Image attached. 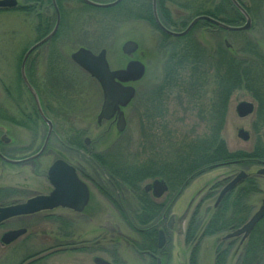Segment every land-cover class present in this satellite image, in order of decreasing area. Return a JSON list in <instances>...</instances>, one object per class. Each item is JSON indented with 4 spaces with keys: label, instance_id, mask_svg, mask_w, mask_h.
I'll list each match as a JSON object with an SVG mask.
<instances>
[{
    "label": "rangeland",
    "instance_id": "1",
    "mask_svg": "<svg viewBox=\"0 0 264 264\" xmlns=\"http://www.w3.org/2000/svg\"><path fill=\"white\" fill-rule=\"evenodd\" d=\"M144 1L152 10V0H125L119 6L110 8L90 6L81 0H63L65 11L59 34L33 52L30 58L33 64L31 79L53 120L56 134L59 133L61 139L66 141L72 135L77 136L80 143H83L86 136L89 137L91 142L87 148L94 152L95 163L91 159L88 162L94 165L87 163L81 154L76 156L68 154L66 150H58L57 136V139L52 138L43 155L34 161L17 165L0 158V205L23 201L31 195L46 192L50 187L47 168L58 156H67L81 167L85 168L88 164L87 167L93 172L94 179L89 181L92 188L91 210L88 215H79L54 209L5 220L0 224V264H28L34 258L42 256L43 259L34 264H96L95 257L103 258L111 264H155L154 259L139 252L136 242H142L143 238L128 223V220L132 223L138 221L139 196L143 193L134 191L118 176L113 181L108 172L111 171L110 166H102V171L96 159V154L99 158L101 155L112 157L109 160L127 166L143 161L152 154L150 149L146 151L144 148V136L151 126L144 115V104L162 82L169 51L162 49V30L147 20L136 18V14H141ZM220 3L221 0H167L166 4L173 17L191 20L198 11L220 6ZM261 10L246 33L198 27L189 38L209 46L227 42L238 47L248 35L264 51V4ZM45 14L53 17L55 22L52 6ZM37 23L38 19L34 14L15 8L0 13V127L6 128L9 133L11 131L14 148L13 151L11 148L5 150L16 158L37 151L48 128L36 114L34 100L21 79L25 50L39 40ZM244 23L245 19L240 25ZM176 38L177 36H171L168 41L177 42ZM129 39L136 40L139 47L136 52L127 56L122 51V45ZM80 46L89 47L95 52L106 48L112 69L125 67L131 59H139L145 63L146 74L141 80L132 83L136 88V95L124 109L127 121L125 130L119 132L114 121H97L103 93L96 79L71 59L72 52ZM167 96V93L166 97L163 95V101H167V110L163 108V114L155 118V124L161 123V129L164 125L170 131H175L173 135L179 138L178 141L185 134H200L204 131L206 119L200 116L199 111L201 106H207L208 109L212 97L210 91L205 92L199 103L188 101L187 97L180 101L175 90L169 98ZM243 100L254 103L253 113L246 117H240L236 111V105ZM259 101L254 93L245 90L238 91L231 98L223 130V137L230 150H251L258 137L264 141V108L263 125L259 130L255 129V123H259ZM7 115L25 121L26 125L16 126L5 119ZM159 117H163V120ZM152 127L155 128V125ZM240 128L249 132L248 140L238 136ZM261 167L264 164L255 161L217 166L195 175L180 191H175L174 196L172 195L174 204L168 210V215H176V227L174 231L167 229L165 243L161 248L163 253H160L163 264H191V260L197 264H216L218 247L222 245L223 248L230 241H234V250L229 256L228 264H237L245 240L241 236L229 239H224V236L243 225L261 205L264 198V175L257 173ZM241 170L246 171L248 177L231 191L236 192L239 187L246 185L249 178L251 181L254 179V184L250 192L242 191L234 207L229 208L230 212H235L243 221L235 228L206 234L205 225L215 212V201L220 190ZM152 179L141 182L142 191L143 186ZM105 190H110V195ZM170 198L172 197L168 191L159 201L168 205ZM119 202L125 206L126 216L120 211ZM195 212V222L191 227L193 239L188 241L186 231ZM262 220L259 228L264 236ZM166 221L167 219H160L145 225H133L146 228L156 224L155 229L158 230L166 228ZM20 227H26L27 232L10 243L2 241L1 237L6 231ZM88 245L90 248H85ZM156 247L155 244L152 250L157 253ZM34 252L39 254L30 258L29 255Z\"/></svg>",
    "mask_w": 264,
    "mask_h": 264
},
{
    "label": "trees",
    "instance_id": "2",
    "mask_svg": "<svg viewBox=\"0 0 264 264\" xmlns=\"http://www.w3.org/2000/svg\"><path fill=\"white\" fill-rule=\"evenodd\" d=\"M18 1L19 6L15 10L34 14L38 19L36 29L39 32V39L47 35L54 25V18L48 17L45 14V11L52 6L51 0ZM95 1L108 2L112 0ZM124 1L122 0L119 4H122ZM238 1L246 8L252 20H255L256 15L259 16V13L262 11L261 7L264 4V0ZM157 2L158 12L162 22L166 26L173 27L176 30H182L180 27L184 29L194 17L203 14L231 25H240L244 20L242 13L230 0H221L220 6L198 11L191 20L188 19L189 21L185 19L186 17L182 20L173 17L166 4L167 0H157ZM57 3L63 18L65 11L63 0H57ZM142 4L141 14H136V18L147 20L159 29L148 3L144 1ZM4 10L7 9H0V13L4 12ZM198 27L217 29L219 31L223 30L208 21H200L188 34L177 37V42L168 41L171 35L160 30L164 36L162 49L164 48L166 51H169V54L166 58L162 82L154 89L153 95L151 94L149 100L144 104V115L151 124L146 136H144V148L146 151L150 149L152 154L148 155L143 161L127 164V166H121L119 163L109 160L112 157H107V160L106 157H102L101 155L99 158V155L96 154V159L104 168L110 166L111 171L108 172L113 181L118 176L128 186L134 189V191L138 190L143 193V195L139 196L140 209L137 215L138 221L133 222L134 224L143 225L150 223L156 218L160 219L162 211L165 210V203L156 205L141 190V182L148 178L165 179L169 184L170 190L174 193L175 191H180L195 175L217 166L237 163L245 164L251 161L264 164V141L260 137H258L251 150H230L223 137V130L229 113L230 100L234 94L241 90L249 91L252 94L254 93L260 100L257 112L259 123H255V129L259 130L263 125L264 51L248 35L246 38H243V41H241L238 47H234L233 45L227 46L223 42H219L215 46L205 45L202 41L189 38ZM234 32L241 34L248 32V30H237ZM32 68L33 64L31 60H28V77L36 87L31 79ZM259 68H261L260 71L258 70ZM6 90L9 91L8 88ZM174 90L178 92L177 98L180 101H183L187 97L188 101H196L198 103L201 101V98H204L205 92L210 91L212 93L208 109H206L207 106H201L199 111L200 116L206 119L204 131L200 134H196L195 132L192 135L185 134L181 141H178L179 138L173 135L175 131H170L164 125L163 129H161V123L159 125L157 122L156 124L154 123L156 121L155 118L163 114V108L167 110V101H163V95L166 97L167 93V97L169 98ZM1 115L0 113V117ZM13 118L7 115L5 119L22 126L26 125L25 121H19ZM162 118H160L161 121L163 120ZM153 125H155V128L152 127ZM158 129L161 131H158ZM167 148L170 149L167 150ZM166 151L167 153H165ZM247 181L246 185L239 187L236 192L233 191L234 193L230 191L231 193L229 192L216 205L213 216L205 225L206 234H216L219 231L232 227L235 228L240 225L238 223L242 222L243 218L240 216L237 217L235 212H230V208L234 207L237 198L241 197L242 191L250 192L252 189L254 179L251 181L249 178ZM119 208L121 207L119 206ZM195 214L197 212L193 214L186 231L188 241L193 239L191 227L195 222ZM123 215L126 216L125 214ZM128 223L135 228L136 225H133L131 221L128 220ZM150 227L152 228L146 231H138L143 238L142 242H136L139 249L152 250L155 248V236L158 230L154 228V225H150ZM259 227L260 223L243 242L237 264H264V236L263 233H260ZM232 244H234V241H230L223 248H221L222 245L218 247L216 264H228L229 256L234 250ZM37 254L39 252L31 253L29 257H34ZM40 259H43V256L34 258L28 264H34ZM191 264H197V262L191 260Z\"/></svg>",
    "mask_w": 264,
    "mask_h": 264
},
{
    "label": "water",
    "instance_id": "3",
    "mask_svg": "<svg viewBox=\"0 0 264 264\" xmlns=\"http://www.w3.org/2000/svg\"><path fill=\"white\" fill-rule=\"evenodd\" d=\"M87 4L98 6V7H109L114 6L120 0H114L108 3L96 2L94 0H82ZM53 5L57 13V21L53 30L46 35L44 38L32 45L27 52L25 53L22 65H21V76L24 84L30 90L34 100L36 102L38 111L42 119L48 125L47 137L43 143L42 148L35 154L15 160L9 159L1 155L2 158L9 162H23L35 158L40 155L49 140L51 135L53 125L52 121L46 117L44 111L40 104V99L38 93L30 83L27 74H26V62L31 53L36 50L39 46L50 40L56 33L59 24H60V10L58 8L56 0H52ZM235 7H237L245 18V23L243 25H231L225 23L221 20L215 19L209 15H199L194 17L187 27L182 31H174L167 28L160 20L157 10V0H152L153 14L158 26L165 31L166 33L174 36H182L187 34L194 25H196L201 20L209 21L220 28L235 31V30H247L252 25V17L247 12V10L240 4L238 0H231ZM19 4L18 0H0V9L15 8ZM139 44L134 40L126 41L122 46V51L131 55L138 49ZM72 59L85 71H87L92 77H94L103 93V103L101 110L98 114L97 120L99 123L103 119H111L116 116V128L119 132L125 130L127 121L125 118L124 109L135 97L136 88L132 83L142 79L146 72L145 64L137 59L130 60L124 68L112 69L107 59V51L105 48L100 50L98 53L92 52L86 47H80L71 55ZM237 114L240 117L249 116L254 111V103L251 101H240L236 105ZM238 136L243 140H248L250 134L244 128L238 130ZM89 140V139H88ZM60 171L66 172L65 175H60ZM258 174L264 175V167H261L257 171ZM248 177V173L244 170H241L237 175H235L224 187L220 190L219 195L216 200L218 204L225 195L234 189L243 179ZM48 179L53 186V190L50 194L47 195H37L31 198H28L24 202H19L9 205H0V223L11 217L33 214L42 210L53 209L59 205L68 206L74 208L75 210L81 211L86 203L88 202L90 193L87 185L78 177L73 166L68 164L62 159L54 161L48 170ZM146 190L153 189V193L156 197H160L166 190L167 184L164 180L155 179L152 183L146 185ZM176 218V215L173 214L169 221L171 227V222L173 218ZM264 218V198L262 199L261 205L253 213V215L239 228L227 233L224 236V239L235 238L241 236L242 239H246L255 226ZM25 228L15 229L6 231L1 239L4 243H10L23 233H25ZM164 244V231L160 230V239L158 246L162 247ZM96 264H111L109 261L95 257L94 259Z\"/></svg>",
    "mask_w": 264,
    "mask_h": 264
},
{
    "label": "flooded vegetation",
    "instance_id": "4",
    "mask_svg": "<svg viewBox=\"0 0 264 264\" xmlns=\"http://www.w3.org/2000/svg\"><path fill=\"white\" fill-rule=\"evenodd\" d=\"M55 36H56V34H55ZM54 36V37H55ZM40 95V94H39ZM40 98H41V96H40ZM34 102V108H35V112H36V114L38 115V116H40L39 115V112H38V108H37V106H36V103H35V101H33ZM40 104H41V107H42V109L44 110V112H45V114L49 117V114L47 113V108H46V105L44 104V101H42V98H41V101H40ZM115 117L116 116H114V118H112L111 120H109V121H111V122H115V124H116V119H115ZM50 118V117H49ZM13 119H17L16 117H14ZM51 119V118H50ZM52 120V119H51ZM53 121V120H52ZM11 122V121H10ZM13 124H15L16 126H22V125H19V124H17V123H15V122H12ZM11 130V129H10ZM56 130H55V127L53 126V130H52V132H51V135H50V137H49V140H48V142H47V145H46V147H45V150L40 154V155H38L37 157H35V158H33V159H30V160H27V161H23V162H17V163H11V164H17V165H20V164H24V163H27V162H31V161H34V160H36L37 158H39L41 155H43V153L46 151V149L50 146V142L52 141V138H56L57 139V137H58V139H57V144H56V146H57V148H58V150H60V149H62V150H66L67 151V153L68 154H75L76 156L78 155V154H81L86 160H87V163H90V162H88L90 159L92 160V162L93 163H95V155H94V152H91V151H89L88 150V145L90 144V142H91V139L89 138V137H85L84 138V140H83V143H80L79 141H77L78 139H77V136L75 137L74 135H72L71 137H70V139H69V141H66V140H63V138L61 139V135H59V133H58V135L60 136H58L57 134H56ZM47 133H48V130H47V132L45 133V137H44V140H43V143H44V141H45V139H46V137H47ZM12 135H11V131H10V133L9 132H5V131H3L2 129L0 130V154H3L4 156H6V157H8V158H16L15 157V155L14 154H11V153H9V152H7L5 149L6 148H11V150H12V148H14V144H13V139H12V137H11ZM57 136V137H56ZM89 139V140H88ZM43 143L41 144V146L39 147V149L42 147V145H43ZM39 149L37 150V151H39ZM13 151V150H12ZM37 151H35L34 153H36ZM34 153H32V154H34ZM32 154H30V155H32ZM89 154H91L92 156H90ZM1 158V157H0ZM20 158H22V157H20ZM2 160H3V158H1ZM58 159H62V160H64V161H66L68 164H70L71 166H73L74 167V169H75V172H76V174L78 175V177L87 185V187H88V190H89V193H90V196H89V199H88V202L86 203V205L84 206V208L81 210V211H78V210H75L74 208H71V207H68V206H63V205H59V206H57V207H55V208H53V209H49V210H43V211H52V210H54V209H56V210H59L60 212H66V211H70V212H72V213H74V214H84V213H87V215H88V213L90 212V210H91V200H92V188H91V185H90V183H89V181H90V179H94V177H93V172L90 170V168H88L89 167V165L87 164V166L84 168V167H81V166H79L78 164H76V163H74V162H72L70 159H69V157H64V156H58L54 161H56V160H58ZM5 161V160H4ZM54 161L49 165V167L47 168V174H48V170H49V168H50V166L54 163ZM7 162V161H6ZM93 163H90L92 166L94 165ZM97 164L98 165H100L101 166V169H102V171H103V168H102V165L99 163V162H97ZM46 174V175H47ZM66 174V172H64V171H60V175L62 176V175H65ZM47 178H48V176H47ZM155 179V178H154ZM154 179H152V181L154 180ZM160 179H163V178H160ZM164 181H165V183L167 184V190L165 191V192H170V195H171V197L172 198H170L169 199V202H168V205H167V203H165L166 205H165V210H163L162 211V213H161V220L163 219V220H165V219H167V221L165 222L166 224H165V226H166V228L164 227V228H160V229H158V231H157V234H156V236H155V241H156V248H157V253H156V251H153V250H148V249H138L139 250V252L141 253V254H146V255H148V256H150L152 259H154L155 260V264H163V258H161L162 256H160V253L162 254L163 252L161 251V248L162 247H159L158 246V243H159V239H160V230H163L164 231V243H165V237H166V235H167V229L168 230H175V227H176V218L174 217L173 219H172V222H171V227H170V225H169V221H170V219H171V216L173 215V213H170L169 215H168V210L170 209V207H172L173 206V204H174V198H173V196H174V194H173V191H171L170 190V188H169V184H168V182L165 180V179H163ZM49 181V180H48ZM152 181L151 182H148L147 184H149V183H152ZM146 184V185H147ZM146 185L145 186H143V191L155 202V204L157 205V204H159V203H164V202H162V201H159V198L160 197H162L164 194H165V192L160 196V197H156L155 195H154V193H153V189H150V190H146ZM49 189L46 191V192H42V193H39V194H41V195H46V194H50V192L52 191V189H53V187H52V185L50 184V182H49ZM105 192H109V195H110V190H105ZM35 195H38V194H35ZM35 195H31V196H29V197H32V196H35ZM173 195V196H172ZM119 206L122 208H119L120 209V211L122 210V214H127V210H126V208H125V206L121 203V202H119ZM42 212V211H41ZM19 217V216H18ZM58 217H61V216H58ZM15 218V217H14ZM59 219H62V218H59ZM160 219H158V218H156L155 220H160ZM138 225V224H137ZM135 226V230H137V231H146V230H148V229H150V228H152V227H150V226H148V227H146V228H139L138 226ZM143 225H145V224H143ZM154 226H156V224H153ZM153 225H151V226H153ZM169 227V228H168ZM26 228V227H25ZM155 228V227H154ZM26 232H27V229H26ZM25 232V233H26ZM142 237V236H141ZM134 245V244H133ZM85 248H90V246L88 245V246H85ZM138 248V247H137Z\"/></svg>",
    "mask_w": 264,
    "mask_h": 264
}]
</instances>
